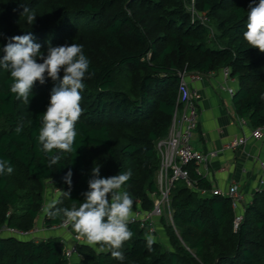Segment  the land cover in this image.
<instances>
[{"label":"trees","instance_id":"trees-1","mask_svg":"<svg viewBox=\"0 0 264 264\" xmlns=\"http://www.w3.org/2000/svg\"><path fill=\"white\" fill-rule=\"evenodd\" d=\"M190 1L0 0V57L11 37L31 33L44 56L50 45L76 43L83 45L90 61L74 150L59 153L55 164L40 151L37 137L51 90L59 81L47 75L43 85L37 81L26 107L10 92V72L0 67V159L14 169L0 175V229L37 227L46 182L58 196L57 208L79 206L94 166L100 167L103 178L130 169L132 176L124 188L134 200L133 211L138 207L150 211L160 192L157 143L172 125L179 71L209 73L229 67L238 80L232 97L236 113L252 128L264 126V53L243 38L252 0H195L197 13L205 15L207 23L192 21ZM23 6L37 15L32 25L21 16ZM37 62L43 61L38 57ZM63 74L61 70V79ZM19 122L23 131L17 134ZM188 169L199 187L211 188L194 164ZM69 170L70 190L64 180ZM69 191L70 197L63 194ZM170 200L173 223L164 216L159 219L165 237L151 235L155 240L151 249L145 246L148 230L132 222L133 236L121 249L123 261L83 239L79 264H264L263 189L245 205L237 229L228 197H201L177 182ZM65 219L47 211L43 225L51 230ZM69 234L71 238L76 234L71 225ZM60 242L53 236L36 240L1 234L0 264H68Z\"/></svg>","mask_w":264,"mask_h":264},{"label":"clouds","instance_id":"clouds-1","mask_svg":"<svg viewBox=\"0 0 264 264\" xmlns=\"http://www.w3.org/2000/svg\"><path fill=\"white\" fill-rule=\"evenodd\" d=\"M21 16H26L27 22L32 25L37 15L34 10L23 6ZM243 38L250 47L264 53V0H259L258 4L255 0L250 3ZM2 51L4 54L0 57V67L10 72V92L15 94L17 100H22L26 107L37 81L43 85L46 75L53 81H59L51 90L50 102L42 114L37 137L40 151L48 156L50 164H55L61 158L59 153L74 150L78 134L76 124L83 113L81 92L85 88L83 81L90 66L83 45H50L44 56L41 45L28 33L11 37ZM38 57L42 63L37 62ZM61 70L64 73L62 79ZM15 131L17 134L23 131V122L17 124ZM13 170L9 161L0 159V175L11 174ZM72 175L69 170L64 177L69 190ZM131 176L132 171L129 169L103 178L100 176V167L94 166L92 178L88 181L89 190L83 193L85 199L79 206L74 203L71 208H57L58 202L52 201L47 206L48 214L53 218L63 216L78 238L85 239L90 246H98L100 252L107 249L114 259L123 261L125 255L121 249L133 236L129 224L135 215L134 200L124 188ZM63 194L70 197V191ZM145 242V246L151 249L155 240L151 235H146Z\"/></svg>","mask_w":264,"mask_h":264},{"label":"built area","instance_id":"built-area-1","mask_svg":"<svg viewBox=\"0 0 264 264\" xmlns=\"http://www.w3.org/2000/svg\"><path fill=\"white\" fill-rule=\"evenodd\" d=\"M192 15V21L200 20L202 23L207 21L205 15L197 13L195 10L189 9ZM210 35L214 36V30L210 28ZM224 79L223 88L230 95L233 96L238 87V80L232 75L229 67L221 70ZM195 71L183 70L179 71V85H178V100L177 107L172 120L168 135L159 140L157 143V150L161 157V167L158 174L159 195L155 199L154 207L150 211H144L141 207L134 210L133 222H138L143 228H146L150 235L156 236L159 230V219L164 215L163 205L167 203L171 205L170 192L175 183L182 182L187 187L198 192L201 197H210L214 195L224 196L230 198L232 207L236 211L234 227L238 228L243 220V211L246 205L245 195L240 190L239 185L233 181L232 184L225 190L216 188L210 190L208 188L199 187L192 179L188 167L191 164L195 165L196 172L206 177L208 164L219 156L220 151L204 152L194 144V136L199 126V99L200 95L197 89L192 86L194 81L203 79L206 74ZM239 123L242 127L247 126V121L239 117ZM250 139L264 140V126L252 128L240 135L233 136L222 147L221 152L237 151L245 147ZM261 178L260 185L257 190H264V159L260 160ZM256 190V191H257ZM59 193V190H56ZM173 218L172 209L169 211ZM165 216V215H164ZM66 220V219H65ZM62 222L59 226L52 227L51 230L69 231L70 223ZM39 227L31 231H19L15 228H10L5 225L0 229V235L8 234L17 236L19 238H32L38 235ZM73 241L70 244L65 243L63 239L60 242L63 254L68 260V264H79L77 256L79 257L78 245L83 241V238H78L77 234L71 238Z\"/></svg>","mask_w":264,"mask_h":264},{"label":"crops","instance_id":"crops-1","mask_svg":"<svg viewBox=\"0 0 264 264\" xmlns=\"http://www.w3.org/2000/svg\"><path fill=\"white\" fill-rule=\"evenodd\" d=\"M192 86L200 95L199 126L194 136V144L204 152L220 151L219 156L207 167L206 178L211 183L209 189L225 190L234 181L245 195L247 204L260 185V160L264 159V140L250 139L245 147L237 151L221 152L228 140L248 132L251 125L245 118L247 126L240 125V116L232 101L233 96L223 88L224 79L220 70L206 74L203 79L194 81ZM42 227L44 231L48 230L44 225ZM53 237H60L61 241L64 239L68 244L72 243L70 236L67 239L63 234L56 233Z\"/></svg>","mask_w":264,"mask_h":264},{"label":"rangeland","instance_id":"rangeland-1","mask_svg":"<svg viewBox=\"0 0 264 264\" xmlns=\"http://www.w3.org/2000/svg\"><path fill=\"white\" fill-rule=\"evenodd\" d=\"M188 8L191 9V10H195L197 12V10L195 9V0H191L190 3L188 4ZM207 23V22H205ZM213 45V44H212ZM159 174V172H158ZM157 182H158V175H157ZM47 183V187H46V192H45V203H44V208L43 210L41 211V215L39 216L38 220H37V224L36 226L41 228L40 231L38 232L39 235H36L34 237H32L31 239H36V240H42V239H46V238H49L51 236H54L56 233H58V235L60 234H63L64 236L67 237V239L69 238V236L71 237V235L69 234V231H53V230H47V231H44L43 230V221H44V216L46 214V212L48 211V208L47 206L52 202V201H55L57 199V195L54 194V188H53V185L52 183ZM159 186V185H158ZM170 208L172 209V206L170 205ZM170 208H169V205L167 203H165V205H163V211H164V217L165 219L167 220V223L168 224H172L173 223V218H172V215L171 213L169 212L170 211ZM173 213V212H172ZM36 228V227H35ZM159 233H157L155 239H161V236L165 237V230H164V226L162 224H159V230H158ZM165 240V238H164ZM167 242V241H166ZM66 243V241H65ZM68 244V243H67ZM168 244V242H167ZM169 245V244H168Z\"/></svg>","mask_w":264,"mask_h":264}]
</instances>
